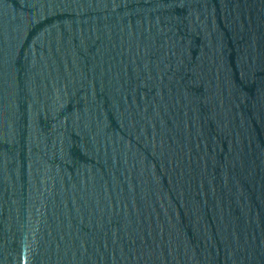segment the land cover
<instances>
[{
  "label": "water",
  "instance_id": "obj_1",
  "mask_svg": "<svg viewBox=\"0 0 264 264\" xmlns=\"http://www.w3.org/2000/svg\"><path fill=\"white\" fill-rule=\"evenodd\" d=\"M0 264H264V0H0Z\"/></svg>",
  "mask_w": 264,
  "mask_h": 264
}]
</instances>
